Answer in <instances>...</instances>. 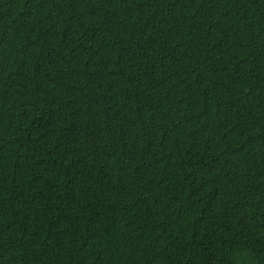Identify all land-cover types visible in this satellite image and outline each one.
I'll return each instance as SVG.
<instances>
[{
    "label": "trees",
    "instance_id": "16d2710c",
    "mask_svg": "<svg viewBox=\"0 0 264 264\" xmlns=\"http://www.w3.org/2000/svg\"><path fill=\"white\" fill-rule=\"evenodd\" d=\"M0 264H264V0H0Z\"/></svg>",
    "mask_w": 264,
    "mask_h": 264
}]
</instances>
